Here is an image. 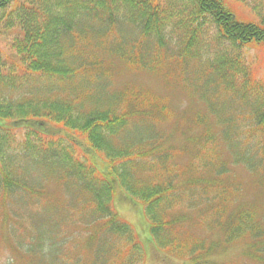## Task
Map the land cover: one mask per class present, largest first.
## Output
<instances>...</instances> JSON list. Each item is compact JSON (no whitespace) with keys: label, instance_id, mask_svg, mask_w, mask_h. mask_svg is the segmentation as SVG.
Segmentation results:
<instances>
[{"label":"trees","instance_id":"1","mask_svg":"<svg viewBox=\"0 0 264 264\" xmlns=\"http://www.w3.org/2000/svg\"><path fill=\"white\" fill-rule=\"evenodd\" d=\"M235 5L228 0H0V39L10 36L9 56L0 51V219L5 239L20 257L29 254L35 264H142L136 234L112 207L119 188L129 202L142 206L152 240L169 257L220 264L214 256L222 260L242 243L246 264H264V228L256 216L264 202V164L239 139L240 131H232L210 94L227 90L264 117V82L252 78L242 59L243 48L264 54V14L253 8L249 16ZM203 48L211 56L200 55ZM203 59L212 65L198 72L216 76L197 80L192 88L217 119L215 130L200 116L180 128L161 129L160 122L170 118L165 101L147 103L148 94L135 89L104 90L117 62L158 75L170 72L171 78ZM201 126L205 131L199 136L194 130ZM217 138L234 169L260 176L254 181L256 200L232 201L224 208L227 170L214 160ZM174 150L189 156L184 170L171 162ZM50 183L65 199L54 200L59 205L51 211L38 200L46 198ZM10 222L30 226L29 247L12 241L6 231ZM194 225L215 237L197 239L184 230ZM69 226L85 228L81 253L68 250L70 241L59 238ZM63 252L68 263L58 254Z\"/></svg>","mask_w":264,"mask_h":264},{"label":"rangeland","instance_id":"2","mask_svg":"<svg viewBox=\"0 0 264 264\" xmlns=\"http://www.w3.org/2000/svg\"><path fill=\"white\" fill-rule=\"evenodd\" d=\"M231 4L235 5L234 0H228ZM244 5L238 3L235 8L250 16V11L255 8L264 14V0H242ZM9 34L5 33L0 39V51L4 56H9L10 46L8 44ZM200 55L204 57L211 56L209 49L203 48L200 50ZM242 59L246 67H250L252 78L254 80L264 82V54H261V50L254 48H243ZM207 64V65H205ZM212 64L210 61L203 59L201 61L194 62L192 68L189 71L182 73V76H172L168 78L167 74L163 71L162 74L158 75L155 73H148L140 69H132L125 66L123 63L117 62L114 64L113 72L110 80L107 81L108 86L104 90L108 94H119L124 89H135L141 91V94H148L147 103L151 101H165V106H168L169 120L160 122L161 129L174 130L190 123L189 121L193 116H200L208 124L212 125L213 130L217 129V119L208 110L206 104L202 102L198 95L193 92L192 85L197 80H204L205 78L213 79L216 74L212 73H201L198 72L201 67H210ZM200 73L198 79H194L195 76ZM172 75V74H171ZM219 75V74H217ZM45 88H42L44 91ZM53 86L51 81L47 83V90L52 91ZM214 100L219 103L224 111V115L230 121L232 131H240V140L246 141L247 146L252 151V154L256 157V161H260L264 164V117H260L258 111H249L244 108V104L237 100L232 99L233 94L227 93V90L213 89L210 93ZM238 103H237V102ZM198 127L194 132L201 136L205 131L204 128ZM19 137V135H16ZM217 138L215 142L220 141ZM175 143L177 140L175 138ZM216 162H221L225 166L226 173L222 176L223 187L226 190L223 198L225 199L226 205L235 202H249L256 200L258 192L254 187V181L258 180L260 176L249 171H242L240 169H234L233 159L229 151L225 148L224 143L218 142L215 149ZM190 161L189 156L186 153H181L180 150H174L172 152V163H175L178 167L184 170ZM14 169H19L15 167ZM263 170L262 167H260ZM199 171L203 172V168L199 167ZM204 176L205 174H201ZM252 183V185L249 182ZM42 196L46 198H40L41 201L48 210L55 206L58 207V202L54 201L59 199L62 203H65L62 192L60 189L54 188L51 183L47 184L46 189ZM264 198V197H263ZM15 201H18L17 196ZM137 202L136 200H134ZM131 202V201H130ZM125 194L121 189H117L113 198V210L116 215L126 222L138 237L140 244L143 247L144 263L142 264H188L186 261L180 258L169 257L165 250H157L152 238L149 234V224L142 213V206L138 203H130ZM2 213V210L0 209ZM11 216L15 219L19 217L15 216L14 212L11 211ZM260 223L264 228V202H260L259 212L256 214ZM38 219V218H37ZM25 225L19 226L16 222H10L6 231L12 241L23 246V248L29 247L31 239L33 240L30 226ZM18 228V230H17ZM85 228L81 226H69L66 228L64 238L66 241H70L66 248L74 252L81 253V240L80 234L83 233ZM184 230L196 237L197 239H208L209 241L215 237L211 236L210 232H207L203 226H188ZM19 233V235H18ZM76 238V239H75ZM64 242V240H61ZM13 243V242H12ZM14 244V243H13ZM243 247L242 243L233 246L231 253L227 254L224 259H218L216 256L213 259L217 260L220 264H246L244 259L240 257V248ZM21 251V250H20ZM25 253L24 251H22ZM62 260L67 263L70 261V257L67 253H58ZM0 264H35V259L29 254L20 257L16 252V249L12 247L5 239V231L2 226V220L0 219ZM258 264V263H257Z\"/></svg>","mask_w":264,"mask_h":264}]
</instances>
